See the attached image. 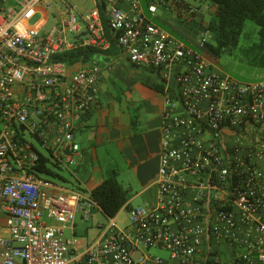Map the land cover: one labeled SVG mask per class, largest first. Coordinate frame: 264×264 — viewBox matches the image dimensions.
I'll use <instances>...</instances> for the list:
<instances>
[{
	"label": "built area",
	"instance_id": "built-area-1",
	"mask_svg": "<svg viewBox=\"0 0 264 264\" xmlns=\"http://www.w3.org/2000/svg\"><path fill=\"white\" fill-rule=\"evenodd\" d=\"M42 1L0 0V264H264V79L213 70L140 0H100L121 54L166 84L157 200L128 208L119 227L91 193L42 176L51 160L79 165L76 133L103 78L95 60L58 56L112 41L98 6L81 15L66 3L44 30ZM96 211L110 220L92 242L65 235ZM153 247L168 257L145 252Z\"/></svg>",
	"mask_w": 264,
	"mask_h": 264
},
{
	"label": "rangeland",
	"instance_id": "rangeland-1",
	"mask_svg": "<svg viewBox=\"0 0 264 264\" xmlns=\"http://www.w3.org/2000/svg\"><path fill=\"white\" fill-rule=\"evenodd\" d=\"M157 2L156 0L155 5L158 6V10L154 14L156 16L150 19L186 46L196 50L213 66L214 70L244 82L264 79V40L261 39L259 25L254 20L247 19L245 21L243 31L236 46L231 48L225 47L220 53H215L207 45L201 48L197 42L202 33L208 30L207 42L213 46L218 45L215 33L209 27L213 17L207 18L205 24L201 25L200 19L187 21L175 8L178 4L180 5L184 2L188 7L194 6L200 11L206 12L208 11L206 5L210 4L208 0H180L179 3H171V6L167 9L161 8L162 5ZM66 3L72 4L76 7L79 14L84 15L96 7L97 0L42 1L40 7L47 13V19L43 24L44 30H49L57 22L58 18L56 17H60ZM141 3L146 7L148 0H141ZM41 18L42 13H38L31 22H36ZM93 66L96 69L104 71L105 78L101 87L102 90L106 92L107 96H110L113 104L119 106L122 110H125V107L128 109L129 114L138 121V124L140 123L138 126L139 130L142 128V125L147 127L158 111L162 109L163 113L166 106V98L164 93L154 85L160 81L157 71L147 66H136L129 62L121 63L117 57L113 58L110 62L99 57L95 59ZM109 67L112 69H109ZM79 134V141L84 143L83 138ZM28 137L32 139L29 135ZM32 140L41 148L35 139ZM113 144V150H109V153L110 156L113 155L117 160L118 166H115L119 168L117 178L131 197L141 188L138 183V178L136 177V173L133 170L131 171L125 162H123L117 144ZM44 152L48 153L47 151ZM48 167L52 170V173H44L42 174L43 177L68 188L77 189L78 180L76 178V171H73V169L76 170L75 165L67 167L63 164L54 163V160H51L48 162ZM82 192L88 194L87 190ZM140 199L132 201V205H145L146 203ZM109 220V217L101 211H96L86 222H83L80 214H77L76 222L81 227L87 226L88 232L77 233L74 236L75 241L80 242L83 238L87 242H92L102 229L100 224H108ZM116 221L119 227H123V222L128 221V210L125 206L117 213ZM98 222L100 223L99 225ZM79 230L82 231L81 228ZM64 233L67 237H72L70 229H65ZM145 252L164 258H167L169 255L168 250L157 247L145 250Z\"/></svg>",
	"mask_w": 264,
	"mask_h": 264
},
{
	"label": "crops",
	"instance_id": "crops-1",
	"mask_svg": "<svg viewBox=\"0 0 264 264\" xmlns=\"http://www.w3.org/2000/svg\"><path fill=\"white\" fill-rule=\"evenodd\" d=\"M157 1L158 4L162 5L161 8L167 9L171 6V3H179L180 0ZM151 3H155V1L148 0L146 7L141 3L145 15L149 18L155 17L156 15L154 14L158 10V6H156L155 13H152L149 10V5ZM181 5L186 6L184 2H182ZM181 5L178 4L175 8L179 11V14L185 17L187 21L200 19L201 25H204L207 18L213 17L210 4L206 5L208 11L203 12L199 10L196 14L187 13L183 10V6ZM121 6H123L126 10H129L130 7L126 2L121 3ZM40 9L42 13L47 16L46 11L41 7ZM207 14H209V16H207ZM117 58L120 59L121 63H131L122 54L117 56ZM112 59L113 58H110L105 61L110 62ZM109 69L112 68L109 67ZM104 78L105 75L103 71V78L100 83V100L98 104H96L83 117L81 126L76 133V139L81 146L80 163L76 166V170L73 169V171H76V178L78 180L77 190H87L88 193H90V190L98 185L103 179L115 173L116 176L119 175V168L115 167L118 166L117 160L113 155L110 156L109 153V150H113V143H116L118 149L120 150L123 162H125L131 171L133 170L136 173L138 183L141 187L136 194L131 197L129 196L128 206L125 207L128 209L131 206H134L132 205V201H137L140 198V200L146 203L145 205L153 204L157 200L158 196V186L156 180L158 178L160 166L163 123L162 109L154 115L153 120L147 127L142 125V128L139 130L138 126L140 123L138 124V121L129 114L128 109L125 107V110H122L119 106L113 104L110 100V96H107L106 92L102 90L101 87L104 82ZM154 85L155 87L157 85V89L162 91L165 95L166 84L163 80H161V78L160 81ZM78 134L81 135L84 143L79 141ZM82 221L86 222L84 220ZM99 224L100 223L98 222V225ZM79 228H81L82 231H80ZM82 232L87 233L88 227L79 226L75 219L74 232L72 233L71 231L72 237H74L77 233ZM84 241L86 242L87 240L82 238L80 242ZM223 257L225 259L230 258L228 256Z\"/></svg>",
	"mask_w": 264,
	"mask_h": 264
},
{
	"label": "trees",
	"instance_id": "trees-1",
	"mask_svg": "<svg viewBox=\"0 0 264 264\" xmlns=\"http://www.w3.org/2000/svg\"><path fill=\"white\" fill-rule=\"evenodd\" d=\"M156 1V0H153ZM211 5L213 20L209 27L214 31L218 43L213 46L209 42L206 45L215 53H220L225 47H234L238 44L247 19L254 20L259 25V34L264 40V0H208ZM181 5V4H180ZM97 6L102 14L103 23L107 33L111 36V46L100 50L93 47L75 48L64 52L58 59L75 64L78 61L84 64H92L99 57L114 58L121 54L116 37L108 25L105 15V4L97 0ZM184 7V5H181ZM156 88L157 85H156ZM91 195L98 201L103 212L114 217L124 206H128L129 195L127 190L119 182L116 173L103 179L90 190Z\"/></svg>",
	"mask_w": 264,
	"mask_h": 264
},
{
	"label": "water",
	"instance_id": "water-1",
	"mask_svg": "<svg viewBox=\"0 0 264 264\" xmlns=\"http://www.w3.org/2000/svg\"><path fill=\"white\" fill-rule=\"evenodd\" d=\"M102 59H104V60H109V58H105V57H102Z\"/></svg>",
	"mask_w": 264,
	"mask_h": 264
}]
</instances>
